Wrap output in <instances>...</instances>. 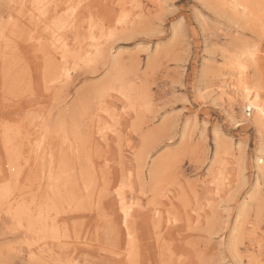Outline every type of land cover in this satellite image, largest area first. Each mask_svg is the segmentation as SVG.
<instances>
[{"label": "rangeland", "instance_id": "374dc122", "mask_svg": "<svg viewBox=\"0 0 264 264\" xmlns=\"http://www.w3.org/2000/svg\"><path fill=\"white\" fill-rule=\"evenodd\" d=\"M18 1L0 0V28L2 30L6 28L4 41L10 40L8 43L14 42L21 33H25L20 27L26 28V31L28 29L25 24H28L27 17L20 15L25 12V8H20L21 4H18ZM68 1L57 0L60 4L58 5L61 9L58 10L60 13L70 2L79 0ZM79 4L83 18L92 16L94 24L106 28L109 23H111L110 28L116 27L114 23L117 15H123L125 19L136 18L139 14L137 12L141 11L142 15L134 24L123 30H116L108 43V53H105L103 58L94 65L92 64L93 66L79 67L80 70L72 69L68 85L53 95L55 97L52 100L48 97L49 91L44 92L45 89L39 85L42 74L38 72L33 51L27 47L21 48L17 58L20 66L22 65L21 70L26 72L25 75L32 85L37 84V88L35 90L32 88V93L24 92L26 95L22 94L21 97L9 95H5L8 99L4 97L5 87L13 85L11 88H14L16 83L12 82L13 79L10 81L5 78L11 67L9 60H12L10 59L12 56L2 55L0 51V61L4 62L0 64V118L5 117L9 122L14 121L16 116L14 107L18 104L26 113L28 112L29 118L45 117L50 126H56L58 120L61 121L63 116H68V113L72 111L70 109L74 108L72 105L79 95H84L86 91L93 89V86L102 84L111 70H114L113 63L117 58L119 61L116 63L117 67L121 68V74L124 75L127 84L133 87L134 99L136 98L137 106L140 105L138 108L141 107V112L138 113L137 106L136 112L124 107L121 99L118 96L115 98L113 93L114 97H106L108 105L123 115L120 119L121 123L113 125L117 126L119 141L110 142L111 147L108 152L105 153L104 149L101 153L98 151L97 155H93V159L97 161L95 165L98 168L102 167L103 162L109 160L108 170H113L110 173L112 177L108 175L109 183L120 182V174L126 167L132 171L136 170L137 163L133 154L143 147V151L147 152L143 167L145 191L149 188L148 170L152 166L160 165L159 170L164 175V182L166 180L160 209L161 211L171 210L170 217H174L171 225H165L163 221L162 228V233L168 231L165 241L173 251L172 255L166 259L172 261V264L190 262V264H257V259L260 264H263L264 178L257 168V160L260 154L264 157L260 152L261 145L264 143V128L258 129L255 122L247 116L249 112H243L239 108L242 93L233 87V83L237 86L233 54L240 49H245L253 53L254 58V60H247V66H249L247 85L252 87L251 93H253L255 90L253 80L259 83L260 97L264 98V31L261 30V26L260 28L252 27L250 23L245 22L246 18L240 17L241 13L234 15L231 10L218 4V0H80ZM122 4L125 5L122 7ZM18 9H21V12ZM13 19L16 20V24ZM4 41L0 42L2 47L5 45ZM21 58L24 60L22 61ZM251 65H255L256 71L251 68ZM7 91L6 89L5 92ZM140 95H142L141 100H139ZM136 115H139L137 120ZM241 115L248 119H243ZM71 118L66 117L64 122L71 124ZM132 124L139 125V131H132ZM215 132L220 134L221 140L229 148V154L223 155L222 164L215 166V175L212 176L209 172L214 165V151L217 143ZM142 135L145 137V141L143 140L145 146L141 141ZM101 154L107 158L105 159ZM118 160L122 161L121 164L117 163ZM163 165L166 166L164 169ZM121 168L122 172H120ZM219 172H221L220 175ZM215 176L220 177L215 178ZM30 179L20 182L25 195L36 191L33 189L34 185L30 186L31 190L28 189L33 178L30 177ZM257 180L259 185H256ZM132 181L134 190L132 193L127 192V197L137 198L144 205L145 212L151 206L149 201L151 194L149 192L140 194L136 178L133 177ZM218 186L224 189L221 187L222 190L221 188L216 190ZM180 197L185 198L184 202ZM16 202L8 203V205L5 203V206H2L10 207L13 216L11 212L7 213L8 210L0 208V264H83L82 261L79 263L78 259L76 261L75 259L69 261L66 258H60L59 261L53 260L58 253L55 243L59 236L73 244L76 236H79V239L75 241L79 242L88 235L87 242L90 240L89 243H94L96 250L88 247L89 253L81 251L79 257L90 258L93 262L88 259L89 264H98L100 260L106 259L107 255V257L113 256L102 247L99 248L103 243L105 248L111 247L113 240L110 242L111 238H109L106 242L102 239V233V237L98 235L101 230L99 224L102 221L96 218L98 211H109L111 203H103L100 210L99 207H95L96 203L94 210H83L73 203L71 207L64 205L60 208L57 202L50 212L54 213L61 209L56 220L62 234L59 229V234L57 231L55 232L57 234L47 233L53 237L51 240L50 237L46 238L43 242L38 238L39 235L36 236L35 233H28L25 230L27 225L24 221L22 226L19 225L21 218L15 216V211L23 205V202ZM166 210L164 216L168 214ZM206 215L212 221L210 225H206L204 221ZM237 226H241L240 229L238 228V234L237 230H234ZM138 231L141 238L147 235L141 226ZM234 233H236L237 241L236 250L231 249L230 246ZM34 240L36 243L33 242ZM142 241L146 243L147 249L140 264H164L165 260H159L154 247L149 246L150 238H144ZM98 242L101 245L97 244ZM257 242L261 243L260 247H257ZM109 243L110 245H107ZM74 245L79 249L85 247L82 243ZM31 249L35 251L36 258L29 255L28 251Z\"/></svg>", "mask_w": 264, "mask_h": 264}, {"label": "bare ground", "instance_id": "6f19581e", "mask_svg": "<svg viewBox=\"0 0 264 264\" xmlns=\"http://www.w3.org/2000/svg\"><path fill=\"white\" fill-rule=\"evenodd\" d=\"M17 3L21 4L20 8H25V12L21 13L20 15L21 17H27L26 21L28 24L25 23L28 28L27 31L26 28L20 27L23 31H25V33H19L20 36L17 37V39L19 38L18 40L16 39L14 42L12 41V43H8L10 40H7L6 42L4 41V37H6L4 30L6 28L3 30L0 28V42H5V45L3 43L4 47H2L0 43V51L2 52V55L5 54L6 56H12V58H10L12 60H9L11 67L5 78H8L7 80L13 79L12 82L15 81L16 83L14 88H11L13 85L7 88L5 87V84L4 87L8 91L5 92L6 89L3 90V96L7 99L8 95L10 97H16L22 94L26 95L24 92L27 94L32 93V88L33 90L37 88V84L32 85L31 81L28 80L27 75H25L26 72L21 70L22 65L20 66L17 58V55L22 50L21 48L27 47L30 51H33V57L36 61L37 69H39L38 72L42 74V80L39 85L45 89L44 92H47L46 90L49 91L48 97H50L52 100L55 97L53 95L68 85L71 78V72H73L72 69L75 70V68L79 67H90L92 64L94 65V63L102 59L104 54L108 53V43L116 30H123L134 24L136 19L142 15V11L137 12L139 14L136 16V18L130 19H125L123 15H117V19L115 18L116 24L114 23V26L116 27L110 28L111 23H109V26L106 28L102 25L98 26L94 24V21H92V16L83 18L82 12L80 10V0L70 2V4L65 7V10L67 11L66 13L65 10H63L61 13L58 11L61 9L58 8V5L60 4L57 3V0H19ZM218 4H220L225 9L231 10L234 15L241 13L240 17L242 19L246 18V23H250L252 27L261 26V30L264 31V0H218ZM124 5L125 4H122L121 6L123 7ZM18 10L21 12V9ZM11 17L12 16L10 14V18ZM25 18L23 19L24 22ZM14 24H16V22ZM14 24L11 25L13 26ZM20 42L26 43L21 44ZM233 55L235 57L234 62L236 63L235 68H233L237 75V86L235 83H233V87H235V89L238 91L240 90L242 93L240 99L241 104H239V108L243 110V112L250 113H248L247 116H249L251 120L255 122L258 129L264 128V98L260 97L259 91L261 86L252 79L255 90L253 93H251L252 87L247 85L249 82L247 80V78H249V66H247V60H254L253 53H250L245 49H240L237 52H234ZM117 60V58L114 59V70H111V73L105 78L102 84L93 86V89L86 91L84 95H79L74 101L75 103L72 105L74 108L70 109L72 111L68 113V116L72 117V120L70 121L71 124L64 122L65 118L68 117L67 115L63 116L61 121L58 120L56 126L54 127L50 126L49 121L47 118L45 120V117L40 116L41 118L39 119L29 118L28 112L26 113L23 108L18 106L17 103H15L17 105L14 107L16 115L14 117V121L9 122L5 117L0 118V208L8 210L7 213L11 212V215L13 216L10 207L2 206H5V203L8 205V203L11 204L15 201L18 202L19 200L22 201L23 205L15 211V216L21 218L20 220L18 219L19 225L22 226V221H24L26 223L25 225H27V227L25 226V230H27L28 233H35L36 236L39 235L38 238L42 239L44 242L46 238L50 237V235L47 233L57 234L59 230H61L57 224L58 221L56 220L61 209L60 211L57 210L54 213L50 212L52 211V207H55L57 202V206L60 208H62L64 205L71 207V203H73L77 206V208H81L83 210H94L95 203L97 205L95 207H99L100 210V206H102L103 203H111V206H109L110 210H107L108 212L101 210L97 212L98 209L96 210V214H98V216L96 215V218L98 217L102 221L100 224L98 223L101 227V230H99L100 234L98 235L101 236L102 233V239L105 241H108L109 238H111L110 242L113 240V244L111 243V247L113 248L107 246L110 245V243L107 244V247L105 248L102 239H100L103 244L99 248L102 247V249L113 256L107 257V255L105 257L106 259L100 260L98 264H140L142 262L143 256H145V250L147 249L146 243L142 241L144 238H150L151 244L149 246L154 247L155 252L158 254L159 260H165L164 264H172V261L166 259V257L168 258L169 255H172L173 251L170 249L171 247H168L165 241L166 236H168L166 234L168 231L162 233V228L164 227L163 221H165V225H171L173 223L174 217H170L169 211L171 210L165 209L168 211V214L164 216L165 210L161 211L160 209L161 198L164 197V192L166 189V180L164 182V175L162 174V171L159 170L160 165L159 167L152 166L148 170L147 179L149 181H147L149 188H147L145 191L146 183L144 182L145 175L143 176V167L147 157V152L143 151V147H141V150H137V152L133 154L135 163H137L136 170L132 171L129 167H126V169L123 171L124 174H120V182L116 181V183H109L110 181L108 179V175L110 176V173L113 171L108 170L110 167L109 160H107V162H103V166L98 168L95 165L97 162L95 161L96 159H93V155H97L98 151L101 153L105 149V153L108 152L109 147H111L110 142L115 140L119 141V132L117 131V126L115 127L113 125L116 123H121L120 119L123 115H121V113L118 112L114 107H110V105H108L106 97H114L115 95L116 98V96H118L121 99L123 106H126V108L132 111H135L137 106L136 98L134 99L133 95V87L127 84L125 81L124 75L121 74V68L117 67L116 63L119 62ZM2 63L4 64V62H1L0 64ZM8 65L9 64L6 66ZM25 65L26 64H24V66ZM6 66L5 68H7ZM254 66L255 65H251V68L256 71ZM28 73L30 74L31 71ZM25 84H28V86L26 87ZM220 89L223 90V88ZM139 97V100H141L142 95ZM139 106H137L138 113L141 112V107L138 108ZM126 108L123 109L127 110ZM231 114L232 113H230V115ZM137 117H139V115L135 116L136 120L138 119ZM242 118L248 119L244 116H242ZM108 119L112 120L113 124L112 121L108 122ZM139 128V125L132 124V131H139ZM144 138V135H142V144L143 140L145 141ZM215 138L217 143L214 151V165L211 167L209 172V174L212 176L215 175V166L222 164L223 155L229 154V148H227L224 142L221 140V136L218 132H215ZM143 145L145 146V144ZM260 152L262 155H264V143L261 145ZM104 154H101V156H104ZM98 162L100 163V161ZM118 162L121 164L122 161L118 160L117 163ZM162 167L164 169L166 166L163 165ZM257 168L259 171H261L262 177L264 178V157L261 156V154L257 160ZM122 170L123 169L121 168L120 172H122ZM220 173L221 172H219V175ZM30 177L33 178L31 183L29 182L31 180ZM133 177H135L137 180L140 188V194L143 195L146 192L151 194V200H149L151 206L149 209H146L145 212L143 211L145 208L144 205L141 204L137 198L134 199L133 197H127V192L132 193L134 190V184L132 181ZM216 177L220 176H215V178ZM28 179H30L27 181L30 183L28 189L31 190L30 186L34 185L35 188L33 189L36 191H33L29 195H25V191L23 190V186H21L22 184H20V182L22 180ZM259 184V180H257L256 185ZM222 186H220V188ZM217 188H219V186L216 187V190ZM222 188L224 189V187ZM222 188L220 190H222ZM180 199H182L183 202L185 200V198L183 199L182 197H180ZM20 201L18 203H20ZM181 205L182 204H180V206ZM32 207H34V209H32ZM243 212L244 211L242 210V214H244ZM114 214L116 216H114ZM239 214H241V212ZM242 217H244V215ZM205 218L206 220L204 221L206 225H210L212 221L208 215H206ZM239 218L241 217L239 216ZM237 222L239 221L237 220ZM139 226H141V228L145 230L144 233L147 234H143L144 237L142 238L140 237L139 231L141 233H143V231H138ZM240 227L237 226V229H234L235 231L237 230V234L239 233L238 228L240 229ZM97 230L98 228L96 231ZM56 231L57 233H55ZM174 235L176 237V234ZM87 236H84V239L81 241L79 240V242L75 241L79 239V236H76L77 239L74 238L73 244L70 243L71 241L65 238L61 239L60 236L59 238L56 236L58 240L55 244L58 253L56 254L57 256L55 255L56 257H53V260L59 261L60 258H66L69 261L72 259H75L76 261V259H78L79 263L82 261L83 264H89V261L91 260L90 258L87 256L86 258L83 256L82 258L79 257V252L81 251L83 253H89L87 249L88 247L94 249V243H89L90 240L87 242ZM248 239H250V237ZM39 240H37V242H39ZM33 242H35V240ZM39 243L41 244V242ZM76 243H82L85 247L79 249V247L74 245ZM236 243V233H234V235L231 237L230 243L232 248H230L236 250ZM97 244L101 245L100 242ZM260 244L258 243L257 247H260ZM69 245H71V247H69ZM170 245L172 244L170 243ZM90 251L92 252V250ZM34 252L35 251L33 249L28 251L31 257L34 256L36 258ZM74 252L76 253L74 254ZM49 257L51 258V256ZM98 258L100 257L98 256ZM53 260H51V262ZM258 260L259 259H257L256 263L260 264V261ZM91 262L93 261L91 260Z\"/></svg>", "mask_w": 264, "mask_h": 264}]
</instances>
